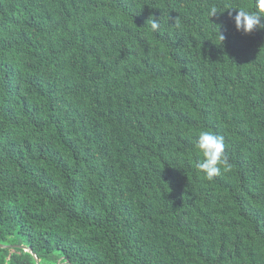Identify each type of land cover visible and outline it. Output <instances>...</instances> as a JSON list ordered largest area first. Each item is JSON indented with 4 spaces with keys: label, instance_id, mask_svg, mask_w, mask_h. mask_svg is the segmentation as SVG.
I'll use <instances>...</instances> for the list:
<instances>
[{
    "label": "trees",
    "instance_id": "1",
    "mask_svg": "<svg viewBox=\"0 0 264 264\" xmlns=\"http://www.w3.org/2000/svg\"><path fill=\"white\" fill-rule=\"evenodd\" d=\"M254 6L0 0V264H264V29L227 9Z\"/></svg>",
    "mask_w": 264,
    "mask_h": 264
},
{
    "label": "clouds",
    "instance_id": "2",
    "mask_svg": "<svg viewBox=\"0 0 264 264\" xmlns=\"http://www.w3.org/2000/svg\"><path fill=\"white\" fill-rule=\"evenodd\" d=\"M255 10L249 11L244 8L228 7L227 9H238L234 16L235 26L238 31L245 34L251 33L257 28L264 29V0H255ZM218 8L213 6L209 9V17L217 14ZM220 11V10H219ZM231 15V13H230ZM146 24H150L152 32L161 30L160 20L154 16L150 17ZM174 25L179 28L178 19H175ZM218 38L221 42L225 40L220 27ZM195 149L202 156L196 164V169L203 173L204 177L212 180L214 177L221 174L222 168L224 171L230 169L228 158L225 153L224 137L211 130H201L195 141Z\"/></svg>",
    "mask_w": 264,
    "mask_h": 264
},
{
    "label": "water",
    "instance_id": "3",
    "mask_svg": "<svg viewBox=\"0 0 264 264\" xmlns=\"http://www.w3.org/2000/svg\"><path fill=\"white\" fill-rule=\"evenodd\" d=\"M10 246L17 247V246H20V245H15V244L14 245L0 244V247H10ZM26 250H32V249H31V247H27ZM33 255L35 256V258L37 260V264H40V260H39V258L37 256V254L33 252ZM63 259H64V257H61L56 264H63ZM66 262H69V261L66 260Z\"/></svg>",
    "mask_w": 264,
    "mask_h": 264
}]
</instances>
